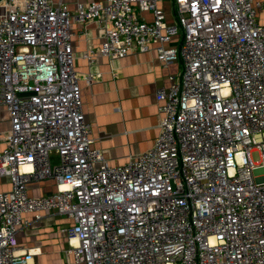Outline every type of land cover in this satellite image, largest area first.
Wrapping results in <instances>:
<instances>
[{
	"label": "built area",
	"instance_id": "1",
	"mask_svg": "<svg viewBox=\"0 0 264 264\" xmlns=\"http://www.w3.org/2000/svg\"><path fill=\"white\" fill-rule=\"evenodd\" d=\"M160 1H93L72 13L7 0L0 103L11 128L0 179L12 187L0 192V264H28L34 252L18 251L23 214L49 210L74 221L61 231L76 264H264V4L171 0L169 23ZM72 19L103 25L102 47L83 55L90 63L150 51L164 66L182 61L157 92L154 146L125 165L92 148L79 82L96 78L75 71ZM46 180L56 192L28 195Z\"/></svg>",
	"mask_w": 264,
	"mask_h": 264
},
{
	"label": "crops",
	"instance_id": "2",
	"mask_svg": "<svg viewBox=\"0 0 264 264\" xmlns=\"http://www.w3.org/2000/svg\"><path fill=\"white\" fill-rule=\"evenodd\" d=\"M62 3L74 13L79 5L106 0H51ZM264 4V0H258ZM21 3L27 0H20ZM7 0H0V14L7 11ZM159 7L165 12L167 22L174 21L171 0H161ZM139 17L151 21L149 12H138ZM264 17V7L258 17ZM261 22V20H260ZM264 24V21L261 22ZM108 25V24H107ZM71 45L75 57V71L80 78L93 74L96 80L89 85L79 82L83 113L92 126V148L99 151L110 166H122L130 159L150 150L159 135L161 114L157 92L169 88L171 77L182 69V61L164 66L155 51L133 52L111 60L96 55L90 63L83 55L97 52L102 47L104 28L96 21L80 23L72 19ZM11 128L10 114L0 103V152L5 149L4 137ZM7 179H0V192L10 190ZM53 180L30 185L28 195L41 197L56 192ZM39 215L40 219L36 216ZM27 226L18 230V251L34 252L28 264H76L68 238L62 229L73 226L74 221L57 210L25 213ZM73 244H77L75 241Z\"/></svg>",
	"mask_w": 264,
	"mask_h": 264
},
{
	"label": "rangeland",
	"instance_id": "3",
	"mask_svg": "<svg viewBox=\"0 0 264 264\" xmlns=\"http://www.w3.org/2000/svg\"><path fill=\"white\" fill-rule=\"evenodd\" d=\"M259 18H260V14H259ZM261 22L264 21V17H261ZM56 158H54L55 160ZM251 159L253 160L254 163L259 164L262 160V155L259 149H254L251 152Z\"/></svg>",
	"mask_w": 264,
	"mask_h": 264
}]
</instances>
